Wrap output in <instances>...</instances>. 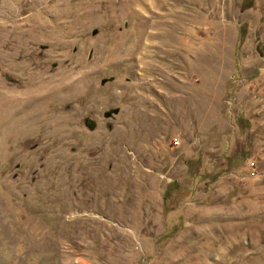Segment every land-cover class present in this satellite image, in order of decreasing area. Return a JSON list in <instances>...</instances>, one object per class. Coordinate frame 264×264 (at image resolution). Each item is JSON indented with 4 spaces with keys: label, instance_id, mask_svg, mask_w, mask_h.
<instances>
[{
    "label": "rangeland",
    "instance_id": "374dc122",
    "mask_svg": "<svg viewBox=\"0 0 264 264\" xmlns=\"http://www.w3.org/2000/svg\"><path fill=\"white\" fill-rule=\"evenodd\" d=\"M146 3L0 0V264H264V0Z\"/></svg>",
    "mask_w": 264,
    "mask_h": 264
},
{
    "label": "bare ground",
    "instance_id": "6f19581e",
    "mask_svg": "<svg viewBox=\"0 0 264 264\" xmlns=\"http://www.w3.org/2000/svg\"><path fill=\"white\" fill-rule=\"evenodd\" d=\"M143 3H145V5H147L148 3H146V1L147 0H141ZM152 1V0H151ZM154 1H159V2H162V3H164L165 2V0H154ZM149 2V1H148ZM131 3V2H130ZM135 3V2H134ZM153 3V2H152ZM136 9V8H135ZM165 16V15H164ZM170 24H168L167 25V27H169V30L170 31H172V27L171 26H169ZM155 28V27H154ZM143 32V31H142ZM157 36V35H156ZM155 37V32L153 33H149L148 34V38L149 39H152V38H154ZM151 41V40H150ZM148 44V43H147ZM152 44V43H151ZM149 45V44H148ZM147 45V46H148ZM146 46V47H147ZM145 47V46H144ZM149 47H150V45H149ZM148 48V47H147ZM148 50V49H147ZM83 76V75H82ZM54 78V77H53ZM53 78L51 79V80H53ZM76 78V77H75ZM78 79V78H77ZM54 81H56V79L54 80ZM59 81V80H58ZM60 87L58 88V89H56L57 91H59V92H63L64 90H66L69 86H68V84H66V83H60V85H59Z\"/></svg>",
    "mask_w": 264,
    "mask_h": 264
}]
</instances>
